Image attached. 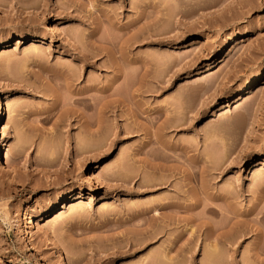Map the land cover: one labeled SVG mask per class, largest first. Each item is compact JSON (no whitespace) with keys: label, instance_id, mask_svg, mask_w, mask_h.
I'll use <instances>...</instances> for the list:
<instances>
[{"label":"rangeland","instance_id":"rangeland-1","mask_svg":"<svg viewBox=\"0 0 264 264\" xmlns=\"http://www.w3.org/2000/svg\"><path fill=\"white\" fill-rule=\"evenodd\" d=\"M0 43V264H264V0H0Z\"/></svg>","mask_w":264,"mask_h":264},{"label":"bare ground","instance_id":"bare-ground-1","mask_svg":"<svg viewBox=\"0 0 264 264\" xmlns=\"http://www.w3.org/2000/svg\"><path fill=\"white\" fill-rule=\"evenodd\" d=\"M134 36V37H133ZM132 36V38H133V41L134 40H136L137 38H135L136 37V35L134 34ZM135 38V39H134ZM0 45H1V43H0ZM0 48H1V46H0ZM225 53H224V56H227L228 54H229V51H227V49L224 51ZM85 57V56H84ZM88 58V57H87ZM86 59V58H85ZM87 60V59H86ZM86 62V61H85ZM66 80V85L68 86V88H69V86L73 83V78L71 77V76H69V77H67V78H65ZM255 86V84H250V85H248L247 86V88L244 90V92L241 94V95H239V97H238V99H237V101H241V100H243V98H244V93H249V91L253 88ZM106 89V88H105ZM104 89V91H105V93L108 91V90H105ZM103 91V90H102ZM103 91V92H104ZM84 92V91H83ZM82 92V93H83ZM78 94H79V92H78ZM80 94H81V92H80ZM246 95V94H245ZM3 96H4V98H3ZM80 96H83V94L82 95H80ZM120 98V97H119ZM121 99V98H120ZM120 99H111V100H106V101H103V102H101L100 103V106L97 108V113H99V114H101V113H103V111L105 110V109H108V108H110V106L112 107L113 105V103H115V102H118L119 103V101H120ZM7 100H9V95H2L1 97H0V124L5 120V117H6V108H5V102L7 101ZM57 100V99H56ZM122 102V100L120 101V103ZM71 103H73V104H80V105H82L85 109H87V108H89L90 106H91V102L88 100V98H86V97H79V96H77L76 98H73V99H71ZM69 104V103H68ZM67 106V107H66ZM66 109L68 108V105H67V103H66ZM64 107V108H65ZM70 107H71V105H70ZM72 108V107H71ZM70 108V109H71ZM69 109V110H70ZM68 110V109H67ZM64 111H65V109H64ZM66 112V111H65ZM91 119H92V117H91ZM181 119H183L182 117L180 118H178L177 117V120H175L174 121V123L172 124V126L174 127V125H176L177 127L179 126V124H180V120ZM85 122V124L86 125H97V127H101V125H104L105 124V120H104V117H102V115L100 116V115H98L97 117H95V119L93 118V120H86V121H84ZM171 125V124H170ZM175 126V127H176ZM90 127V126H89ZM2 145H4V143L3 142H1L0 143V161H1V163L2 164H4L7 168H10L11 167V161H10V158L7 156V155H3V148L1 147ZM184 149H186V147L184 148ZM85 150H87V149H85ZM89 150V149H88ZM119 174V173H118ZM117 176V175H116ZM121 176V175H120ZM127 177V176H126ZM117 179H118V177H117ZM122 179V178H121ZM69 198V197H68ZM73 200V199H72ZM71 201V198L70 199H66V200H64V201H62L60 204H63V206H66L69 202ZM60 204H59V206H60ZM62 206V207H63ZM208 209V210H207ZM206 210L207 211H212V212H215V210H213V208H206ZM153 211V210H152ZM154 212L155 213H158V211H157V209H155L154 210ZM226 240V239H225ZM211 251H212V253L213 252H215L216 251V243L214 244H212V246H211ZM57 253H58V255L61 257L62 256V254H61V252L59 251V250H57ZM168 259L169 258H166V260H167V262H168ZM64 260H65V262L67 263V264H70L72 261H71V258L70 257H68V256H66V258H64ZM170 261V260H169ZM166 262V261H165ZM166 262V263H167Z\"/></svg>","mask_w":264,"mask_h":264}]
</instances>
